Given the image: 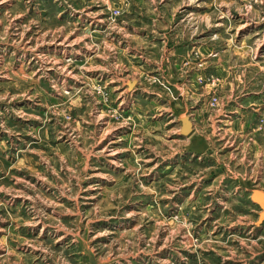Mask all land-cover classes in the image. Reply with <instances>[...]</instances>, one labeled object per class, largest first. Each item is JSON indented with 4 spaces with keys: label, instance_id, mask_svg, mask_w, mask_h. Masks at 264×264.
Returning <instances> with one entry per match:
<instances>
[{
    "label": "rangeland",
    "instance_id": "rangeland-1",
    "mask_svg": "<svg viewBox=\"0 0 264 264\" xmlns=\"http://www.w3.org/2000/svg\"><path fill=\"white\" fill-rule=\"evenodd\" d=\"M264 0H0V264H264Z\"/></svg>",
    "mask_w": 264,
    "mask_h": 264
},
{
    "label": "water",
    "instance_id": "water-1",
    "mask_svg": "<svg viewBox=\"0 0 264 264\" xmlns=\"http://www.w3.org/2000/svg\"><path fill=\"white\" fill-rule=\"evenodd\" d=\"M261 204H262V207H263V210H264V202H262ZM262 217L264 218V215H262Z\"/></svg>",
    "mask_w": 264,
    "mask_h": 264
}]
</instances>
